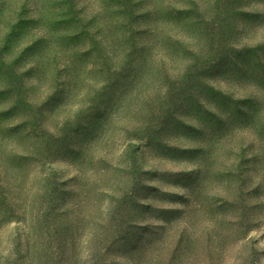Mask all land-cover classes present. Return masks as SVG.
I'll return each instance as SVG.
<instances>
[{"label": "rangeland", "instance_id": "obj_1", "mask_svg": "<svg viewBox=\"0 0 264 264\" xmlns=\"http://www.w3.org/2000/svg\"><path fill=\"white\" fill-rule=\"evenodd\" d=\"M0 264H264V0H0Z\"/></svg>", "mask_w": 264, "mask_h": 264}]
</instances>
